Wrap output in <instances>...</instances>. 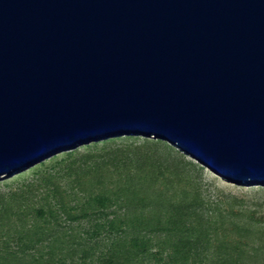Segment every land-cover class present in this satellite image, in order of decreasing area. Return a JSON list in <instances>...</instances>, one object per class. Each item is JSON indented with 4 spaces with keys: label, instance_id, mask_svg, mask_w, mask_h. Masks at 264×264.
Returning <instances> with one entry per match:
<instances>
[{
    "label": "water",
    "instance_id": "obj_1",
    "mask_svg": "<svg viewBox=\"0 0 264 264\" xmlns=\"http://www.w3.org/2000/svg\"><path fill=\"white\" fill-rule=\"evenodd\" d=\"M125 136L264 190V0H0V179Z\"/></svg>",
    "mask_w": 264,
    "mask_h": 264
},
{
    "label": "trees",
    "instance_id": "obj_2",
    "mask_svg": "<svg viewBox=\"0 0 264 264\" xmlns=\"http://www.w3.org/2000/svg\"><path fill=\"white\" fill-rule=\"evenodd\" d=\"M118 140L107 139L104 144ZM151 142L153 147H137L130 154L129 149L90 154L82 165L69 167L83 194L74 208H68L61 187L50 185L52 175L8 198L0 197V264H22L26 254L40 251L38 246L47 240L57 241L46 224L48 218L57 223L63 215L91 223L96 237L111 238L107 253L98 258L101 264H251L263 255L264 214L262 219L252 210L201 211L205 196L192 175L193 163L168 143ZM41 189L47 204L33 206L30 197ZM155 237L160 238L156 245ZM39 259L55 262L43 255ZM59 263L66 261L62 258Z\"/></svg>",
    "mask_w": 264,
    "mask_h": 264
},
{
    "label": "rangeland",
    "instance_id": "obj_3",
    "mask_svg": "<svg viewBox=\"0 0 264 264\" xmlns=\"http://www.w3.org/2000/svg\"><path fill=\"white\" fill-rule=\"evenodd\" d=\"M127 137H135V139L128 140ZM106 140L91 142L72 150L60 152L54 157L57 159L42 162L45 163L44 166L35 168L39 164L29 170H21V173L16 172L15 176L8 177L7 174L3 175L0 179V197L8 198L13 192L23 189L25 185L38 184L41 182L42 177L52 175L54 178L50 185L61 187L60 191L68 208H74L75 205H79L83 201V194L79 192V187L74 183V172H69V167L82 165L90 154L111 153L112 151H116V149H129L128 153L130 154V151H136L137 147L147 149L153 147V144L147 143L143 137L138 136H125V139L120 138V140L111 144H104ZM150 141H156V139L150 138ZM94 143H98L99 145L97 147L91 146ZM168 144L173 146L170 143ZM176 149L179 151L178 148ZM71 152H75V155L71 158L67 157V154ZM179 154L195 166V171L192 175L199 181L205 196V200L201 204V211H207L213 207L228 210L233 209L235 213H239L241 210H252L257 213L258 217H262L264 214V190L259 186L253 189H248L246 184H242V187H233L227 181L216 178L208 168L190 156L181 151H179ZM181 155L179 156L181 157ZM172 158L170 156V160ZM45 194L46 192H43V189L37 191L30 197V204L36 207L47 204V201L44 200ZM52 199L51 197L48 201H53V205L54 200ZM216 200L219 203H216ZM48 221L46 227L52 230V232L50 230V233L55 234L53 237H56L57 241L53 243L54 240H47L43 245L38 246L40 251L35 250L26 254L22 264H45L44 260H37L40 255H43L45 259L49 257L54 258V264H60L59 260L62 258L66 261V264L73 261L75 264H101L98 258L107 253L111 238H107L106 234L96 237V234H93L91 223L87 221H70L64 215L58 218L57 223L52 219L50 220V218H48ZM28 222L30 224L32 220ZM162 237L160 238L163 239ZM160 238H154V245L157 244ZM83 250H86L85 255ZM251 264H264V254L260 255Z\"/></svg>",
    "mask_w": 264,
    "mask_h": 264
}]
</instances>
